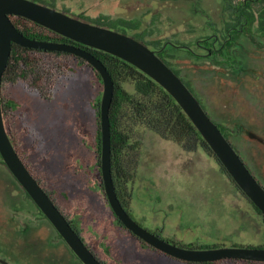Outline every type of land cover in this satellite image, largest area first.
<instances>
[{"label": "rangeland", "instance_id": "obj_1", "mask_svg": "<svg viewBox=\"0 0 264 264\" xmlns=\"http://www.w3.org/2000/svg\"><path fill=\"white\" fill-rule=\"evenodd\" d=\"M43 1L84 21L106 16L111 22L138 23L137 29L124 28L128 36L143 33L148 42L171 41L189 46L196 54L205 53L196 43L209 36L221 38L218 31L223 29V0ZM250 49L253 71L237 78L221 69L211 74L216 70L209 62L194 64L186 58L180 64L195 92L187 87L215 124L238 126L245 119L244 135L234 141L244 153L231 144L249 169L248 159L264 152L254 146L264 140V48ZM82 70L56 96L61 80L50 81L48 75L53 86L46 90L42 86L48 83H37L43 97L51 101L47 105L34 102L25 83L6 80L4 119L16 151L103 264H192L155 250L118 224L104 192L100 167V119L94 106L101 102L103 84L97 73L86 67ZM68 83L76 85L73 97L68 91L62 93ZM124 88L134 91L130 83ZM133 134L132 141L140 143L130 185L135 192L129 213L135 221L145 224L146 218L147 229L160 228L161 239L181 247L264 248V217L214 158L200 149L185 153L145 128ZM2 162L0 156V258L10 264H82L23 190L13 188ZM20 201L24 210L17 208ZM29 229V234H21Z\"/></svg>", "mask_w": 264, "mask_h": 264}, {"label": "water", "instance_id": "obj_2", "mask_svg": "<svg viewBox=\"0 0 264 264\" xmlns=\"http://www.w3.org/2000/svg\"><path fill=\"white\" fill-rule=\"evenodd\" d=\"M14 17L31 21L79 46L32 39L15 26L12 21ZM13 45L31 50L62 52L77 56L99 75L103 84L99 114L101 174L110 208L123 227L148 246L179 261L209 264L238 260L264 264V248H186L163 240L140 226L125 210L118 198L112 169L110 123L115 85L106 66L85 48L117 57L163 87L182 108L231 180L264 217V188L254 178L219 127L210 119L198 99L182 79L158 56L157 51L127 34L92 24L33 0H0V156L13 177L82 264L102 263L29 171L6 130L2 110V84L10 63ZM0 264L10 263L0 258Z\"/></svg>", "mask_w": 264, "mask_h": 264}, {"label": "trees", "instance_id": "obj_3", "mask_svg": "<svg viewBox=\"0 0 264 264\" xmlns=\"http://www.w3.org/2000/svg\"><path fill=\"white\" fill-rule=\"evenodd\" d=\"M33 1L46 5L43 0ZM223 2L224 9L221 16L223 29L218 31V33L221 34V38H224V40L220 42L221 38L216 35L213 38L210 36L206 37L202 43H196L198 49L205 51L200 45L203 44L212 47V44L217 39V46L205 51L204 55L196 54L189 46L180 47L171 41L169 42L172 43V45L168 44L169 42L167 41L163 43L161 40L148 42L145 40V34L143 33H139L133 37L146 44L152 50L157 51L158 56L182 79L185 85L194 92L195 88L193 82L188 79V76L185 78V76L182 75L184 70L180 64L186 58L191 60L194 64L209 62L208 64L216 70L212 73L209 72L211 74H216L220 69L226 71L228 75H232L235 78L249 74V72L253 71L252 65H250L249 62V60H251L250 47L264 48V0H244L241 2L223 0ZM12 20L21 32L32 39L74 44L70 40L31 21L16 17L12 18ZM21 21L24 22L23 25L20 23ZM85 21L124 34H126L124 28L137 29L139 26L138 23L134 24L124 20L111 22L110 18L106 16ZM85 49L106 66L115 85L114 98L110 109L112 169L116 192L122 205L124 204V199H126L128 195L127 183L133 177V173L136 171L139 161L138 149L140 148V143H138L139 141L137 139L132 141L134 137L133 131L137 128H145L161 139L175 143L185 153H194L199 149L202 150L206 156L214 158L218 162L222 171L231 180L209 145L203 140L182 108L163 87L134 66L117 57L91 48ZM180 51H185L187 54L185 56H180L178 53ZM83 67L88 68L91 72L97 73L89 64L77 56L62 52L31 50L13 45L10 63L5 72L3 83L8 79L13 83H25L28 87V82H30L33 77L37 81L43 82L44 79L48 80V75L50 81L54 80L53 82H58L61 80L62 82V80H64L66 82L72 80L78 72L83 71ZM48 70L51 74L48 73ZM64 70H66L65 73ZM97 76L99 77L98 74ZM189 76L191 75L189 74ZM129 83L134 88L132 93L124 88V86ZM59 84H57V86H59ZM75 88L76 85L74 83H71V85L68 83V87L65 88V91L66 93L68 91L70 97H73L76 93ZM3 102L4 97L2 96V110L4 115ZM15 107L16 106H14V108ZM94 109L99 115V101L98 104L94 106ZM2 164L5 165L3 162ZM10 176L13 180L15 179L11 173ZM12 179L11 183L13 188H21L26 198L33 202L17 180L15 179L14 182ZM38 183L41 185L39 181ZM232 183L235 185L233 181ZM235 187L240 191L236 185ZM46 192L51 197V194L48 191ZM51 199L56 204L52 197ZM18 203L20 207L17 208L19 210H24V208H22V201ZM35 208L40 212V215L47 220L37 206ZM255 209L260 214L258 209ZM65 217L68 219L67 216ZM68 221L73 229L80 235L72 222L69 219ZM117 222L125 229L118 219ZM30 231L31 229L24 233L23 230H21V234L24 236L29 234ZM59 238L62 239L60 236ZM227 261L246 264L253 263L238 260Z\"/></svg>", "mask_w": 264, "mask_h": 264}, {"label": "flooded vegetation", "instance_id": "obj_4", "mask_svg": "<svg viewBox=\"0 0 264 264\" xmlns=\"http://www.w3.org/2000/svg\"><path fill=\"white\" fill-rule=\"evenodd\" d=\"M170 45H172V43H168ZM167 44V46H168ZM217 46V39L216 41L212 44V47H208V46H205L203 44L200 45V47H202V49H204L205 51H208L210 50V48H215ZM5 75V74H4ZM4 78V77H3ZM36 79L33 77V79L29 82L28 84V94L30 96H32L34 102L36 101H39L41 104L43 105H47L48 103H51V101H47V98L43 97V93H42V89H40L39 87H36L37 83L40 84V81H35ZM44 83H48V86H42L44 88V90H46L47 88H51V83L50 81H48L47 79H44L43 80ZM13 83V82H11ZM65 83L64 80H62V82H60L57 90L54 92L56 93L55 96L57 94H61L59 93L60 89L63 87V84ZM5 84V83H3ZM2 84V96H3V90H4V86ZM65 86V85H64ZM65 88L64 87V91L62 92L63 94L66 93L65 91ZM3 107L5 109L6 107V104L5 102H3ZM5 121V119H4ZM219 122V121H218ZM220 124H217L216 125L219 127V129L221 130L222 134L225 136V138L230 142V144L234 143V141L236 140H240L241 139V136L244 135V130L247 128V124L245 122V119L244 118H241V121L238 123V126H234L233 125H229V124H225L226 122L224 123H221L219 122ZM5 126H6V122H5ZM6 130L8 132V129L6 127ZM8 135L12 141V144L14 145V141H13V138L11 137V135L9 134L8 132ZM231 144V145H232ZM234 145L236 146V144L234 143ZM257 152H260V149L262 147L263 151H264V140L262 141V143L260 144H255L254 145ZM15 147V145H14ZM233 147V146H232ZM237 147V146H236ZM234 148V147H233ZM238 148V147H237ZM16 149V148H15ZM242 150V151H241ZM239 149L238 148V151H241L242 153H244V150L243 148L242 149ZM236 151V150H235ZM238 154V153H237ZM239 155V154H238ZM249 158V156H248ZM250 165V168L252 169H248L250 170V172L252 173V175L254 176V178L257 180V182L264 188V152L263 153H257L256 155L254 156H251V158L248 159L247 161ZM134 179H135V176H133ZM133 177L130 179V181L127 183V189H128V195H127V198L124 199V208L125 210L129 213V210L131 208V205H132V202H133V196H134V192H135V189L133 187H131L130 185L132 184V181H133ZM130 214V213H129ZM131 216V215H130ZM144 223L145 224H142V223H139L137 222L140 226H142L143 228L147 229L145 226H147L146 222H147V219L144 218ZM143 222V221H142ZM148 223V222H147ZM126 229V228H125ZM127 230V229H126ZM148 231L152 232L153 234L157 235L158 237H160V228H156V229H147ZM128 231V230H127ZM129 234H131L133 237L137 238L136 236H134L132 233H130L128 231ZM138 240H140L139 238H137ZM141 241V240H140ZM143 242V241H142ZM177 245V244H176ZM70 249V248H69ZM101 262V261H100ZM102 263V262H101ZM217 263V262H216ZM103 264V263H102ZM209 264H214V263H209Z\"/></svg>", "mask_w": 264, "mask_h": 264}]
</instances>
